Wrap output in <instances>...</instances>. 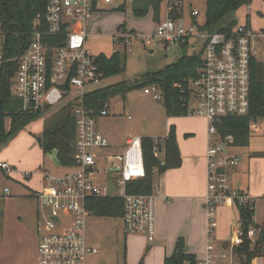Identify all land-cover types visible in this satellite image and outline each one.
Listing matches in <instances>:
<instances>
[{"label": "built area", "instance_id": "1", "mask_svg": "<svg viewBox=\"0 0 264 264\" xmlns=\"http://www.w3.org/2000/svg\"><path fill=\"white\" fill-rule=\"evenodd\" d=\"M44 19L38 15L33 22L31 41L18 56V70L12 85L13 94L21 100L24 112H43L47 108L72 107L76 118L75 160L73 170L54 174L45 170L44 186L35 193L44 210L43 232L36 258L31 264H86L87 257L97 254L86 235L87 218L91 215L88 201L95 197H119L124 201L122 216L126 235L141 234L149 241L156 235V195L135 194L127 189L130 180L145 176L143 137L131 136L122 153L104 155L107 171L113 176V188L98 183L92 174L98 172L101 150L109 140L98 129V117L109 115L107 103L100 111L86 106V90L103 81L96 58L88 46V20L101 9L102 3L115 0H45ZM126 1V0H125ZM164 17L154 32L138 34L132 26L122 27L115 35V44L129 53L139 39L156 41L169 51L190 48L203 52L202 65L196 78L188 82L189 115L207 121L206 193L207 236L203 255L196 264H216V216L222 205L246 204L250 194L242 190L234 177L241 157L232 152L237 148L233 135L222 136L218 124L230 116H247L250 112L251 62L257 54V39L263 31H255L249 23L239 22L226 30H207L205 12L186 0H164ZM251 4H247L250 8ZM6 34L0 32V67L6 63ZM122 50V49H120ZM94 90V89H93ZM144 93L162 100L157 85L144 88ZM255 122L251 124V127ZM165 138V137H164ZM156 140L154 153L164 150ZM162 140V141H161ZM161 142V143H160ZM103 160V161H104ZM0 169L13 171L8 162L0 161ZM8 188L0 191V199L9 195ZM241 222L234 248L242 241ZM256 235L254 229L248 232ZM227 257V252L221 254Z\"/></svg>", "mask_w": 264, "mask_h": 264}, {"label": "rangeland", "instance_id": "2", "mask_svg": "<svg viewBox=\"0 0 264 264\" xmlns=\"http://www.w3.org/2000/svg\"><path fill=\"white\" fill-rule=\"evenodd\" d=\"M186 1L192 3L202 13L205 12L206 0ZM125 3L126 9H119ZM133 4L134 0H115L112 3H102L101 9L93 13L88 20L87 31L90 35L88 46L94 54L104 53L110 56L115 51L123 50L124 47L115 44L112 37L122 29V27L120 28L122 25L132 26L135 28V32L140 35L155 31L158 20L154 18L153 9H150L147 15L140 17L135 15ZM250 4L252 5L250 20L253 29L255 31L264 29V0H252ZM245 7L243 6L237 15L235 14L242 22H244ZM161 15L163 16V14ZM191 53L190 48L167 52L156 41L144 43L142 39L138 38L132 50L127 54L126 70L98 84L87 86L86 90L97 89L119 81L135 83L142 79L145 73L158 71L178 57ZM144 88L140 86L132 89L129 91L127 99H123L121 95L113 97L109 104V115L98 117L99 125L97 127L112 145L110 148L102 149L101 155L122 152V148H117L115 145L116 143L123 144L126 134L143 137L164 136L168 129V123L176 124L178 143H180L182 152H186L183 154L198 153L206 143L207 121L204 118L189 115V113L182 116H168L164 104L152 95L145 94ZM46 119V115L35 118L21 130L17 137L15 136L17 139L12 143L10 141L15 137L0 144V159L10 160L15 166V172L11 177L6 176V173L0 169V191L5 188L10 191L9 195L0 199V264H16L21 251L28 244V236L34 233L39 226L43 227L42 219L37 218L38 209L40 210L37 200L33 195L30 196L31 181L25 177L24 173L33 172L32 178H35L41 165L42 169L43 167L47 168L54 174H64L73 170L72 167L62 166L48 155L45 156L40 148L38 138L43 134ZM10 126V118H6L5 128L10 130ZM250 141L264 146V140L261 137L252 138ZM159 156L163 160L164 152L159 153ZM242 162H245L244 158ZM106 168L107 162L104 160L99 164L98 172L92 174V177L100 184L109 185L110 194L117 193L116 187L112 186L114 175ZM263 172L264 160H252L250 173L246 171L241 177L242 186L250 185L251 190L255 189L259 181H264ZM36 178L38 179V177ZM33 181L32 184L37 183L36 180ZM250 196L255 201V221L261 225L264 223V185L260 190L251 191ZM227 206L233 208V213L229 212L228 208L219 207L216 216V237L219 241L217 253L224 250L222 241L239 222L238 206L234 204ZM39 215L41 216V210ZM195 221V233L198 234L200 230L204 229L205 215L203 211L197 212ZM86 235L88 243L92 242L99 249V253L87 257L86 264H138L140 261L143 264H160L157 254H161V252L154 247L159 246V243L126 235L123 230L122 218L100 217L91 214L87 218ZM257 236L256 231L253 240ZM194 242L199 243L198 235L194 238ZM227 254L228 258L223 259L221 264H240L233 248H228ZM258 257H264V255Z\"/></svg>", "mask_w": 264, "mask_h": 264}, {"label": "trees", "instance_id": "3", "mask_svg": "<svg viewBox=\"0 0 264 264\" xmlns=\"http://www.w3.org/2000/svg\"><path fill=\"white\" fill-rule=\"evenodd\" d=\"M164 0H134L133 11L137 16H145L153 9L157 22L162 19ZM252 0H206L205 27L207 30H226L232 28L237 20L235 14ZM125 10L126 3L119 7ZM45 0H0V28L6 34V63L0 67V144L17 136L21 130L35 118L46 115L43 134L38 138L45 154L53 149L59 151L62 166L72 167L75 160L76 118L72 107L47 108L43 112H24L22 102L12 91L14 77L18 70V56L28 47L33 31V22L38 15L44 19ZM161 15V16H160ZM124 27L123 25L120 26ZM119 28V29H120ZM126 50L115 51L108 56L100 53L96 62L103 79L123 73L127 66ZM203 52H194L178 57L164 68L147 72L135 83L119 81L99 87L85 95L87 107L100 111L113 97L121 95L127 99L129 91L136 87L157 85L162 91V100L168 116L188 115V82L198 75L202 65ZM250 112L247 116H230L218 124L222 136L233 135L237 147H247L251 139V124L264 117V64L256 60L251 62ZM10 118V130L5 128V120ZM162 141V140H161ZM161 143V142H160ZM156 140L143 137L145 176L130 180L127 189L135 194H149L154 190L155 178L168 169L178 168L183 163L182 152L177 139L176 126L170 125L169 132L161 143L164 145V159L154 153ZM91 214L100 217L122 218L124 201L119 197H95L88 201ZM243 235L242 242L234 246L233 251L240 264H252L254 259L264 255V223L255 221V204L250 201L238 204ZM250 229H255V240L249 237ZM197 256L185 252V241L178 239L175 251L167 256L164 264H196ZM127 264V263H125ZM138 264H143L140 261Z\"/></svg>", "mask_w": 264, "mask_h": 264}, {"label": "crops", "instance_id": "4", "mask_svg": "<svg viewBox=\"0 0 264 264\" xmlns=\"http://www.w3.org/2000/svg\"><path fill=\"white\" fill-rule=\"evenodd\" d=\"M244 7H245L244 8L245 13L243 15V21L246 23H249L250 26L252 27L251 20H250L252 5H250V8H248L247 5H244ZM164 8H165V5L163 2L162 18L164 17ZM235 18L239 22L243 23L240 20V18H238L237 16H235ZM263 30L264 29H260L257 31H263ZM256 45H257L256 60L264 64V37H259L257 39ZM172 124L176 126L175 123H168V126H167L168 129L164 136L153 137V138L157 140L159 138L166 137V135L169 132V127ZM97 125H99L98 120H97ZM250 128H251V139L255 137H261V139L263 138L264 140V117L259 118L254 123V125ZM16 137L10 142L12 143L14 140H16L17 139ZM130 137L131 135L126 134L124 136L125 138L124 143L119 144V145L118 143H116L115 146L117 148H122V150L124 151L127 145V140ZM39 146L43 150L40 143H39ZM179 146H180V143H179ZM110 147H112V145L110 144V141H109V146L106 147V149ZM206 147H207V139H206L205 146L202 147L198 153L188 152L189 154L184 155L183 153H186V152L184 151L182 152V149L180 147L182 156H183L182 165L178 168L169 169L166 172H163L162 174L157 175L155 178V185H154L153 192L156 195V208H155L156 209V235H155V240L150 241V242L159 243V246H154V247H156V249H159V251L161 252V254H157V258L160 261V264H164L165 258L174 253L176 243L178 239L181 237H183L185 241V252L186 253L194 254L197 257H199L203 255L205 252L206 236H207V212L205 210V205H204L205 193H206V160H205ZM162 152H164V150ZM232 152L234 154L237 153L241 157L240 163L234 169L235 171L234 177H235L236 182L240 186V188L242 190L247 191L249 194L251 191L262 189L264 185V181H259L258 184L255 186V189L253 188L251 190L250 185L242 186L241 177L243 173L246 171L250 173L252 160H255V159L264 160V146L255 144V141L254 142L250 141L247 147H244V148L237 147L233 149ZM44 155L46 156L47 154L44 153ZM102 156L103 158L99 160V164L101 162L103 163L104 155ZM243 158L245 159V162H242ZM0 161L8 162L9 164H11V166L13 167V171L11 173H7L3 170L6 173V176L11 177L13 172H15L14 164H12L10 160H7L5 158H1ZM41 169H42V165L37 170L36 177H38V179L36 177L32 178L33 172L30 173L28 171L29 174L28 172L24 173L25 177H28V179L31 181V186H29L30 196L33 195L35 198H36L35 193L40 191L44 186L43 172L45 170L49 171V169L44 168V167L42 170ZM263 175H264V172H263ZM33 180H36L37 183L32 184ZM263 180H264V177H263ZM252 201L255 204V201L253 200V198H252ZM37 206L40 208L41 216H42L41 218V216L39 215L40 210L38 209L37 218L42 219V225H44L45 214L38 200H37ZM220 207L228 208L230 209L229 212L233 213V208L231 206L222 205ZM42 210H43V214H42ZM199 211L204 212L205 224H204V229L200 230V232L196 234L195 233V229H196L195 219H196L197 212ZM238 217H239V222H240L239 210H238ZM239 222L237 223V225L234 226V228H232V232L229 235H227L225 238L223 237L224 241H222V247L224 248V250L220 253L218 252L216 264H221L223 259L228 258V256L222 257L221 254L223 252H227L228 248L232 246V241L237 239V229L239 226ZM42 228L43 227L40 228L39 226V228L36 231H34V233H31L28 236L29 238L28 244H26L24 249L21 251L20 258L17 259L16 264H31L35 260L39 240L42 234L41 233ZM131 235L134 238L141 237L149 241V239L145 235H141V234H131ZM197 235L199 237V243L194 242V238H196ZM218 242L219 241L217 238V246H218ZM21 244H23V242H21ZM89 244L95 246L92 242L91 243L89 242ZM262 263H264V257H257L256 259H254L252 264H262Z\"/></svg>", "mask_w": 264, "mask_h": 264}, {"label": "water", "instance_id": "5", "mask_svg": "<svg viewBox=\"0 0 264 264\" xmlns=\"http://www.w3.org/2000/svg\"><path fill=\"white\" fill-rule=\"evenodd\" d=\"M151 52H152V50H151ZM47 155H48L51 159H53L54 161H56L58 164L61 165V163H60V161H59V157H58V155H59V151H58L57 149H53V150H51L50 152H48Z\"/></svg>", "mask_w": 264, "mask_h": 264}]
</instances>
